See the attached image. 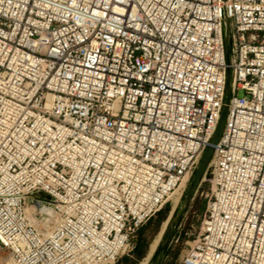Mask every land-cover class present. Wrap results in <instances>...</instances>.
I'll return each instance as SVG.
<instances>
[{"label":"built area","instance_id":"obj_1","mask_svg":"<svg viewBox=\"0 0 264 264\" xmlns=\"http://www.w3.org/2000/svg\"><path fill=\"white\" fill-rule=\"evenodd\" d=\"M228 69L179 264H264V0H0L5 264L133 253L212 140Z\"/></svg>","mask_w":264,"mask_h":264},{"label":"rangeland","instance_id":"obj_2","mask_svg":"<svg viewBox=\"0 0 264 264\" xmlns=\"http://www.w3.org/2000/svg\"><path fill=\"white\" fill-rule=\"evenodd\" d=\"M207 178H208V174L206 175V179ZM209 189H210L209 183L206 182L201 184L199 192L197 193L195 199L193 200L191 208L189 209L187 215L185 216L183 223L176 230L174 234L170 249L166 253L162 261V264H179L186 256L187 252L189 251L190 247L192 246L193 242L198 236L200 221H201L202 213L204 212L205 202L207 200L205 199L204 195L206 193H209ZM202 191L205 193L204 195H201ZM184 194H185V190L183 191L182 194H180V197L176 201L175 200L172 202L170 201L166 205L164 211H162L166 213L164 214L161 213L159 215H156L150 222H148L144 226L145 228L143 227L144 228L143 238L148 244V248L146 250L147 259L137 261L135 264L150 263L153 254L155 253V251L157 250V248L159 247L162 241V238L169 226V222L172 216L181 205ZM172 203H174V205ZM161 216L164 217V222L159 224V220ZM138 239H139V234L135 238V243H137ZM126 256L130 258H134L133 253H130L124 255L120 260H122ZM7 257H8L7 252L2 251L0 249V264H5L7 262Z\"/></svg>","mask_w":264,"mask_h":264},{"label":"water","instance_id":"obj_3","mask_svg":"<svg viewBox=\"0 0 264 264\" xmlns=\"http://www.w3.org/2000/svg\"><path fill=\"white\" fill-rule=\"evenodd\" d=\"M223 3L226 2V0H222ZM223 16H224V37H225V54H226V61H230V50H231V39H230V28H229V18L227 15L226 7H223ZM230 95H232V88H231V70H227L226 74V85H225V95H224V106L221 111L220 120L218 122L215 134L210 141L209 145L206 147V150L202 154L200 158V162L189 182V186L185 192V195L183 197V201L177 211L172 216L169 226L167 230L165 231V234L162 238V241L153 254L150 263L149 264H162V261L170 249L171 243L173 241L174 234L176 230L181 226L183 223L185 216L187 215L189 209L191 208V205L193 203V200L195 199L197 193L199 192L200 186L202 184L203 177H205L208 163L211 160V157L213 155V147L217 144V142L220 139L224 122L226 119L227 114V105L229 102V99H231Z\"/></svg>","mask_w":264,"mask_h":264},{"label":"trees","instance_id":"obj_4","mask_svg":"<svg viewBox=\"0 0 264 264\" xmlns=\"http://www.w3.org/2000/svg\"><path fill=\"white\" fill-rule=\"evenodd\" d=\"M174 205V203H172ZM164 211V210H163ZM167 211V210H165ZM164 214L166 212H160L159 214ZM158 214V215H159ZM164 222V217L161 216L160 220H159V224L163 223ZM145 228V227H144ZM144 228L140 230L139 232V239L137 241V248L136 250L133 252V257L134 258H130L128 256L124 257L122 260H120L118 262V264H135L137 261H140V260H145L147 259V256H146V250L148 248V244L147 242L145 241V239L143 238V231H144ZM156 239V237H155ZM175 259H176V256H175Z\"/></svg>","mask_w":264,"mask_h":264},{"label":"bare ground","instance_id":"obj_5","mask_svg":"<svg viewBox=\"0 0 264 264\" xmlns=\"http://www.w3.org/2000/svg\"><path fill=\"white\" fill-rule=\"evenodd\" d=\"M201 158V157H200ZM212 163H213V155H212V157H211V160L209 161V163H208V167L210 166V165H212ZM208 167H207V169H208ZM192 178V177H191ZM191 178L190 179H187V180H185L184 182H183V184L175 191V193L171 196V202L172 201H176L179 197H180V194H182L183 193V191L185 190V192H186V190H187V188H188V186H189V182H190V180H191ZM203 180H204V177H203ZM185 195V194H184ZM184 197V196H183ZM183 201V200H182ZM182 203V202H181ZM27 211H28V214L29 215H31L32 214V212H33V208H28L27 209ZM47 211V213L49 214V215H52L53 216V214L51 213V210H46ZM52 218V217H51Z\"/></svg>","mask_w":264,"mask_h":264},{"label":"crops","instance_id":"obj_6","mask_svg":"<svg viewBox=\"0 0 264 264\" xmlns=\"http://www.w3.org/2000/svg\"><path fill=\"white\" fill-rule=\"evenodd\" d=\"M3 251V250H2Z\"/></svg>","mask_w":264,"mask_h":264}]
</instances>
